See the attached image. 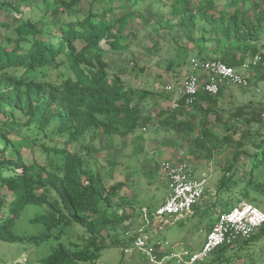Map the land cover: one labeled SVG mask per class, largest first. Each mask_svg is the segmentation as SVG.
<instances>
[{"label":"trees","instance_id":"trees-1","mask_svg":"<svg viewBox=\"0 0 264 264\" xmlns=\"http://www.w3.org/2000/svg\"><path fill=\"white\" fill-rule=\"evenodd\" d=\"M150 4L166 9L169 19L159 28L186 55L192 44L199 60H219L240 73L252 56L264 59V0H0V241L39 246L57 239L41 264H96L103 250L129 245L126 233L134 237L141 224L145 206L121 197L122 182L106 187L118 162L100 165L71 151L81 140H124L151 127L170 133L175 149L185 143L190 155L201 154L221 175L214 193H203L211 205L198 201L186 217L206 213L222 191L218 214L256 202L247 188L264 173V96L255 105L225 102L226 89L256 94L254 83L217 95L198 91L192 103L177 99L172 106L171 94L131 87L110 65L129 50L133 24L146 18L143 7ZM254 70L264 82V68ZM165 102L156 115L145 112ZM30 207L41 209L30 222L45 232L15 234L16 220ZM262 238L264 224L248 239L215 248L201 264L249 261L248 248Z\"/></svg>","mask_w":264,"mask_h":264},{"label":"rangeland","instance_id":"rangeland-1","mask_svg":"<svg viewBox=\"0 0 264 264\" xmlns=\"http://www.w3.org/2000/svg\"><path fill=\"white\" fill-rule=\"evenodd\" d=\"M82 10L87 9V4L82 3ZM24 13L28 10H23ZM146 18L133 24L135 38H131L128 51L112 56L109 59L112 67L120 70V77L129 86L134 88H144L148 91H156L164 95L163 86L170 82L172 85L178 84L190 73V61L192 59H201V54L195 46L187 45L188 54L177 50L172 37L164 34V30L159 28L160 22L169 19L166 15V9L159 5H146L143 7ZM158 12H164L163 16L156 15ZM1 17V15H0ZM156 42L157 50L152 46ZM264 44V37L262 39ZM106 49L105 42H101ZM152 50V51H151ZM246 76L254 87L259 88V93L251 90L241 92L238 88L230 87L226 89V103L234 100L238 103L257 104L264 96V82H260L254 69L241 72ZM174 96L172 95V99ZM168 103L154 105L145 111L151 115H156L159 109H165ZM0 115V121L2 120ZM172 135L166 132L154 133L153 128L146 127V131L136 130L132 135L124 140L119 137L98 136L94 141L88 142L81 140L73 144L71 151L82 152L90 158H96L101 164L110 161L118 162L113 173V179L107 181L106 187L113 186L117 182H122L123 191L121 197L125 200H131L136 203L135 206L154 207L163 201L169 194L167 182L161 164L163 162L175 163L176 159L182 158L183 163L187 165L192 179L198 178L201 173L207 180L206 189L209 194L214 193L221 173L212 164H206L202 160L201 154L190 155L187 145L174 148L170 146L169 141ZM92 145V146H91ZM83 146H89L92 150H81ZM178 147V146H177ZM182 152V155L179 153ZM29 150L22 149V156L25 162L29 160ZM184 158V159H183ZM117 160V161H116ZM101 168V167H100ZM102 174L105 170L102 169ZM259 185L252 184L248 186L250 196L256 198V202H250L264 212V173L258 180ZM255 183V182H254ZM226 192L219 194V201L206 213L196 211L194 215L183 218H169L160 232V238L165 239L172 247L182 243L185 249L195 252L199 251L207 229L213 225L218 215V211L223 209L219 203L223 202ZM203 197L198 203L204 202L205 205H211L208 198ZM248 202V200H245ZM203 204V207L205 206ZM230 205V204H229ZM228 205V206H229ZM210 208V207H209ZM208 208V209H209ZM41 212V209L26 208L13 226V232L17 235L30 236L39 235L45 232V226L42 224L31 223L30 220ZM58 240L51 238L45 243L36 246L22 243H6L0 241V264H41L42 258L51 253ZM180 248H177L179 250ZM122 244L112 246L102 251L101 257L96 264H146L141 261L139 255L132 257L125 256L122 252ZM248 253L253 257L249 261H237L236 264H264V238L253 243L248 248Z\"/></svg>","mask_w":264,"mask_h":264},{"label":"built area","instance_id":"built-area-1","mask_svg":"<svg viewBox=\"0 0 264 264\" xmlns=\"http://www.w3.org/2000/svg\"><path fill=\"white\" fill-rule=\"evenodd\" d=\"M255 68H264L261 55L252 56L242 66L246 71ZM230 86L249 88L250 81L235 68L219 60L192 59L190 73L178 84L165 83L163 92L174 96L171 105L176 106L177 99L184 100L186 104L192 103L198 91L217 95L222 88ZM255 90L257 93L260 91L258 88ZM141 130L145 131V128ZM161 166L169 194L158 207L141 208V224L135 236L126 233L131 243L122 250L125 256L137 254L146 264H201L215 248L233 244L238 239H248L264 224L263 211L251 203L240 201L217 215L199 251H189L182 243L172 247L160 238L164 224L169 218H183L191 214L192 207L203 196L207 180L205 176L192 179L184 163L163 162Z\"/></svg>","mask_w":264,"mask_h":264},{"label":"crops","instance_id":"crops-1","mask_svg":"<svg viewBox=\"0 0 264 264\" xmlns=\"http://www.w3.org/2000/svg\"><path fill=\"white\" fill-rule=\"evenodd\" d=\"M182 153V152H181ZM180 154V153H179ZM184 159V158H183ZM184 161H182V158H177L176 159V161H175V163H183ZM204 176V173H201V175L198 177V178H195L194 180H196V179H199V178H202ZM168 196V195H167ZM166 196V197H167ZM165 197V198H166ZM165 198H163V201H161L159 204H157L156 206H154V207H151L150 209H154V208H156V207H158L159 205H161L163 202H164V200H165ZM145 206V205H144ZM146 207V206H145ZM138 222H134V224H137ZM211 227H212V225L210 226V229H211ZM207 232V231H206ZM138 259H140V258H138ZM138 261V263H136V264H139V260H137Z\"/></svg>","mask_w":264,"mask_h":264}]
</instances>
